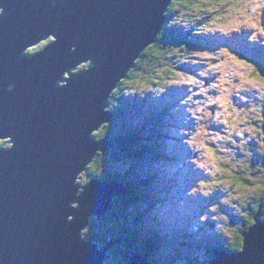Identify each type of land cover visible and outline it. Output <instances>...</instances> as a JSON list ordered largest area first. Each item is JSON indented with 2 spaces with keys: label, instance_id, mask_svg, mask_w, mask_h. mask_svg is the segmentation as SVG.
<instances>
[{
  "label": "water",
  "instance_id": "95a60500",
  "mask_svg": "<svg viewBox=\"0 0 264 264\" xmlns=\"http://www.w3.org/2000/svg\"><path fill=\"white\" fill-rule=\"evenodd\" d=\"M174 1L0 0V141L11 144L0 147V264H108L116 245L127 248L116 264H154L131 236L105 247L86 238L91 218L129 189L78 179L115 147L94 133L116 117L110 99L158 42ZM263 209L242 249H217L210 264H264Z\"/></svg>",
  "mask_w": 264,
  "mask_h": 264
},
{
  "label": "rangeland",
  "instance_id": "374dc122",
  "mask_svg": "<svg viewBox=\"0 0 264 264\" xmlns=\"http://www.w3.org/2000/svg\"><path fill=\"white\" fill-rule=\"evenodd\" d=\"M176 8L180 9L177 24L184 33L190 26L204 25L202 42L195 50L181 49V58L173 56L175 43L167 44L168 51L156 53L164 67L154 62L144 66L155 83L130 82L123 95L131 97L126 98L129 108L147 96L152 100L114 125L118 130L122 121L131 122V129L148 132L151 122L166 112L160 118L164 137L155 149L173 158L157 160L153 153L145 161L144 172L136 171L145 180L148 168L151 175L157 174L147 192L158 204L150 214V202L144 197L132 207L133 216L148 211L143 230L160 234L153 257L161 264L205 262L215 255L212 249L231 246L236 229L244 224L245 205L262 191L259 184L233 189V181L237 174L248 176L250 182L262 180L257 166L264 161V0H212L197 13ZM169 67L173 72L167 75ZM103 129L94 133L97 139ZM0 147L8 148L7 141H0ZM251 159H258L256 173H247ZM130 165L116 163L112 170L128 172ZM90 173L88 168L78 183L86 184Z\"/></svg>",
  "mask_w": 264,
  "mask_h": 264
},
{
  "label": "trees",
  "instance_id": "16d2710c",
  "mask_svg": "<svg viewBox=\"0 0 264 264\" xmlns=\"http://www.w3.org/2000/svg\"><path fill=\"white\" fill-rule=\"evenodd\" d=\"M211 1L212 0L174 1L166 15V23L158 42L150 46L146 50L142 58L137 61L136 67L130 72L129 77L121 83L120 87L114 92L110 99L109 110L115 113L116 117L110 124L104 126V129L101 130L103 131L101 132L102 137H100L99 139H102L106 135H109L115 142V147L109 153L99 154L95 161L89 165L88 168L90 169L91 173L88 174V181L95 178L102 181H118L129 189V193L124 198H116L115 207L113 211H111L107 215V217L91 218L90 225L85 231V236L88 240H92L93 242L98 243L100 247H105L111 239L119 238L121 236H131L135 238L134 249L136 251L149 254V260L152 263L161 264L160 260L158 261L157 259H155V257H153L159 250L160 234L158 233V231L151 230L148 232V230H143L142 228L144 227V223H146L145 221L147 220L146 216L148 214V211L150 214V211H152L158 204L157 202H155L156 200L154 201L149 199L152 198V196L147 192L152 189V184L155 179L157 180L158 176L153 172L152 174L154 175H151L148 168V174H146L147 179L145 180L144 177L141 178L140 176H137L136 171L137 169H140L142 172H144L143 168L145 161L147 160L149 155H153V153L155 154L156 159H163L160 157V155L162 154L158 153V150L155 149V144L164 137V134L162 132L164 124L162 123L163 121L160 118H165L166 112H161L160 116L156 117L155 120L151 122V127L148 132H139V130L135 127L131 129L129 126V123L131 124V122L123 123L122 121L118 130L114 129V125L118 120L120 121V119L124 117L127 118V115L133 113V109H137L139 111L143 110L148 106L147 102L149 101V99L152 100L151 96H147L143 101H133L134 103H131L132 108H129L128 103L126 102V98L129 101L131 97H124L123 95L126 85H128V83L130 82L138 84H142L144 82L155 83L153 79L156 78L150 79L148 76H146L147 69L144 66L146 64H151L154 62L156 63V65L164 67L161 61L162 59L160 57H157L156 53H159L163 50L168 51L169 48L167 47V44L172 45L173 43H175L178 48L173 56L176 58H181V49L195 50L197 46H199V44L202 42L200 40V32L201 27H204V25H201V27L197 25L190 26L189 31L187 33H184L183 29H181V26L177 24L180 9L178 11V9H175V7L180 6V8H187V10L197 13L200 8L202 10L206 5L210 6ZM199 18H201L200 15ZM206 22L207 20H205L204 24ZM172 51H174V48L172 49ZM183 56L187 58L185 55ZM185 58H183V60H185ZM171 72H173L172 68L169 67L166 74L169 75ZM119 129H122V131H119ZM256 152L257 151L254 148L251 150V153L253 154H255ZM257 157L260 158V154H257ZM257 160L258 159H251V161H248L247 173H256L255 169L256 164H258ZM134 161L137 163L134 164ZM122 162L131 164L128 169L129 171L126 172L125 170L118 173L114 172L112 170V166L116 163L119 164ZM261 164V167L259 165L257 167L260 169V176L262 180L259 179L254 182H250V178H248V176H241L237 174L238 176H236L235 180L233 181V185L235 184L233 189L238 187L240 184L245 186L259 184V188L262 191L258 193V196L254 198L252 202H249L245 205V209H243V215L244 213H246V215H244L245 221L243 226L236 229L235 241H232L233 244L231 246L225 245L217 247L216 249H212V252L214 250L216 251L217 249H225L227 251H240L242 249V235L254 224L255 215L257 214L260 206L264 205V161L263 164ZM150 166L153 165L148 164V167ZM254 173H252L251 175L254 178H257ZM143 197L150 202L148 204V211H143V213L141 212L140 215L137 214L133 216L136 213L135 211H132L133 205L138 203ZM262 212L264 220V209ZM145 213L147 214L145 215ZM132 216L133 218L131 219ZM144 216L146 217V219L144 218ZM157 219H159V217L155 216L154 221L157 222ZM126 249L127 248L125 247V245H117L113 249H111L110 254L112 255V260L108 264H116L120 261L125 260ZM214 258L215 255H211L210 260H207L205 262H192L191 264H210Z\"/></svg>",
  "mask_w": 264,
  "mask_h": 264
},
{
  "label": "flooded vegetation",
  "instance_id": "af4514ba",
  "mask_svg": "<svg viewBox=\"0 0 264 264\" xmlns=\"http://www.w3.org/2000/svg\"><path fill=\"white\" fill-rule=\"evenodd\" d=\"M53 40H54V38L53 37H51V38H49L48 40H46V41H43V42H45V43H40V44H38L37 46H35V47H33L32 49H33V51H30V49L28 50V55H35L36 53H38V52H40V51H42L43 49H45L47 46H49L52 42H53ZM39 46V49H36V47H38ZM212 262V261H211Z\"/></svg>",
  "mask_w": 264,
  "mask_h": 264
},
{
  "label": "bare ground",
  "instance_id": "6f19581e",
  "mask_svg": "<svg viewBox=\"0 0 264 264\" xmlns=\"http://www.w3.org/2000/svg\"><path fill=\"white\" fill-rule=\"evenodd\" d=\"M132 90H133V89H132ZM4 141H7V144H8V142H9L10 140L6 138V139H4ZM10 145H11V144H8L9 147H10ZM210 199H211V198H210ZM160 200H161V199H160ZM191 215H192V214H191ZM139 219H140V218H139ZM135 222H136V221H135ZM195 244H196V243H195ZM195 262H196V261H195ZM200 264H201V263H200Z\"/></svg>",
  "mask_w": 264,
  "mask_h": 264
}]
</instances>
